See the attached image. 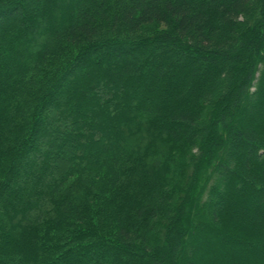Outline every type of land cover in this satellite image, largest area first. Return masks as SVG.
I'll use <instances>...</instances> for the list:
<instances>
[{
    "label": "trees",
    "instance_id": "trees-1",
    "mask_svg": "<svg viewBox=\"0 0 264 264\" xmlns=\"http://www.w3.org/2000/svg\"><path fill=\"white\" fill-rule=\"evenodd\" d=\"M34 1L0 0V264H264V0Z\"/></svg>",
    "mask_w": 264,
    "mask_h": 264
},
{
    "label": "rangeland",
    "instance_id": "rangeland-1",
    "mask_svg": "<svg viewBox=\"0 0 264 264\" xmlns=\"http://www.w3.org/2000/svg\"><path fill=\"white\" fill-rule=\"evenodd\" d=\"M34 3H36V0L34 1ZM19 18L22 16V13L18 14ZM68 79H72V76H70Z\"/></svg>",
    "mask_w": 264,
    "mask_h": 264
}]
</instances>
